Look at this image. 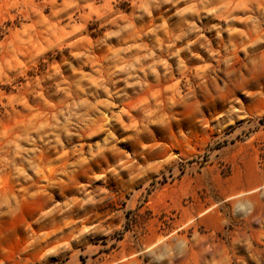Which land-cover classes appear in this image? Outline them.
I'll list each match as a JSON object with an SVG mask.
<instances>
[{
	"label": "rangeland",
	"instance_id": "1",
	"mask_svg": "<svg viewBox=\"0 0 264 264\" xmlns=\"http://www.w3.org/2000/svg\"><path fill=\"white\" fill-rule=\"evenodd\" d=\"M0 264H264V0L2 1Z\"/></svg>",
	"mask_w": 264,
	"mask_h": 264
},
{
	"label": "trees",
	"instance_id": "2",
	"mask_svg": "<svg viewBox=\"0 0 264 264\" xmlns=\"http://www.w3.org/2000/svg\"><path fill=\"white\" fill-rule=\"evenodd\" d=\"M2 1H4V0H0V3H1Z\"/></svg>",
	"mask_w": 264,
	"mask_h": 264
}]
</instances>
